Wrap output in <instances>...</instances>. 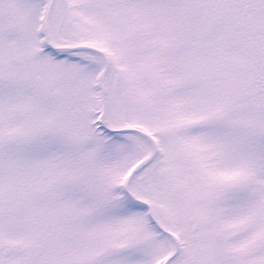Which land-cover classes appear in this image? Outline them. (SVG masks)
<instances>
[{
  "label": "snow or ice",
  "instance_id": "snow-or-ice-1",
  "mask_svg": "<svg viewBox=\"0 0 264 264\" xmlns=\"http://www.w3.org/2000/svg\"><path fill=\"white\" fill-rule=\"evenodd\" d=\"M0 264H264V0H0Z\"/></svg>",
  "mask_w": 264,
  "mask_h": 264
}]
</instances>
